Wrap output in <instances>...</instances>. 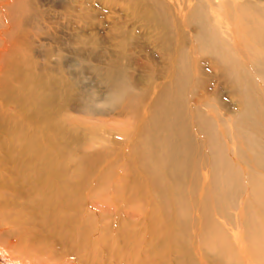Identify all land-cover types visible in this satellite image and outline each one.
Returning a JSON list of instances; mask_svg holds the SVG:
<instances>
[{
    "label": "bare ground",
    "instance_id": "obj_1",
    "mask_svg": "<svg viewBox=\"0 0 264 264\" xmlns=\"http://www.w3.org/2000/svg\"><path fill=\"white\" fill-rule=\"evenodd\" d=\"M3 226L0 264H264V0H0Z\"/></svg>",
    "mask_w": 264,
    "mask_h": 264
},
{
    "label": "rangeland",
    "instance_id": "obj_2",
    "mask_svg": "<svg viewBox=\"0 0 264 264\" xmlns=\"http://www.w3.org/2000/svg\"><path fill=\"white\" fill-rule=\"evenodd\" d=\"M45 28V30H48L47 26H43ZM64 36L61 33H58L56 31L53 30H49L47 31V33H45L44 35H42L41 38H37L36 39V45H35V53L40 56V57H45V54L48 53V51H50V53L53 54L52 57V61L53 63H57L59 60V56L60 57H65V59L63 60V62L65 64L70 63L73 65L74 61H76V55L74 53V49L70 46H66L64 44ZM40 42V43H39ZM66 53V54H65ZM78 71V70H77ZM93 73L91 70L87 71V73H85L87 80L85 82H87L88 85L93 84L94 80H93ZM119 129V128H118ZM8 226H3V228L1 227L0 229H4L7 228ZM0 245L2 246V244L0 243ZM10 253L9 255L16 257L19 256L20 254L18 253V251H14L12 248L9 249Z\"/></svg>",
    "mask_w": 264,
    "mask_h": 264
}]
</instances>
